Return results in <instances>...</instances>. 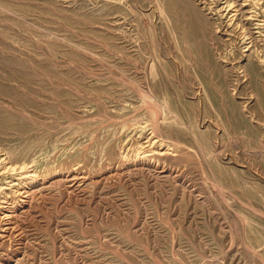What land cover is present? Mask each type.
I'll use <instances>...</instances> for the list:
<instances>
[{
    "label": "rangeland",
    "instance_id": "obj_1",
    "mask_svg": "<svg viewBox=\"0 0 264 264\" xmlns=\"http://www.w3.org/2000/svg\"><path fill=\"white\" fill-rule=\"evenodd\" d=\"M120 1L0 0V123L22 131L0 148L41 175L0 179V264H264V62L248 100L218 61L264 60V0H231L248 39L229 13L198 34L197 0Z\"/></svg>",
    "mask_w": 264,
    "mask_h": 264
},
{
    "label": "bare ground",
    "instance_id": "obj_2",
    "mask_svg": "<svg viewBox=\"0 0 264 264\" xmlns=\"http://www.w3.org/2000/svg\"><path fill=\"white\" fill-rule=\"evenodd\" d=\"M249 1L250 0H242L241 1L242 4H240V6H242V7L246 6V8H248L247 5L249 4ZM197 2L202 7L201 8L202 11L200 10L198 12H196V11L193 12V14H194L193 15L194 16L193 20L194 21L197 20V22H198V23L195 22L196 25L194 23L193 26H194L195 31L198 34H200V35L204 34V30L205 29L203 28V26L206 24V21H207L206 17H210L211 18V17L215 16V14L218 15V16H224L226 13H229V15L227 14V16H224V17H227L226 18V20H227L226 21V25L234 26L233 28L241 29L242 26L240 27L239 24H238L239 23L238 14L240 12V9H239L240 6L237 7L235 5V1H231V0H213L211 4H209V3L207 4L206 2H202V0H197ZM118 3H121V1L118 2ZM212 4H213V7L211 6ZM157 10L160 13L159 16H162V8H161L160 5H157ZM247 12L249 14V18H247V19H251V16L253 15L252 14L253 11L249 10ZM243 27L241 29V34L243 35V37H246V39H248L247 38L248 32ZM227 31H229V30H227ZM220 32L221 31H220L219 28L214 30L215 34L220 33ZM235 35H236V33H235ZM251 47L252 46L248 45L245 50L239 51L240 54H241V57L239 58V61L236 64H234V65H232V63H231V58L233 56L232 51L228 52L225 55H223V54L218 55V61L221 62V64L230 63V65L232 66V68H231L232 72L231 73L233 74V78L234 79L231 82H233L234 84L235 83L239 84L241 82L242 83L248 82L249 84H252L254 86V88L252 90V93H251V97L248 100H250V99L263 100V98H262V95H263L262 94V92H263V89H262L263 80H262V76H261V72H260V68H259L260 66L259 65H260V63H263L264 60H263V57L259 56L256 53V51L251 49ZM245 51H247V52H245ZM242 58L247 60V63H248L247 65H243V61L242 60H244V59H242ZM236 90H237V88H234L233 92L235 93ZM235 94H233V95H235ZM245 104H246V102L242 103L243 109L246 108ZM13 132L16 133V134L22 133V131L19 130V129L11 128V130H7L5 123H0V139H1V137L10 136V134L13 133ZM155 143L156 142H154L153 144H155ZM20 155L21 154L19 152H17L16 150H14V149H7L6 150V149H1L0 148V179H1V181L3 180L4 182H6V186L8 187V189L16 190L15 193H17V195L30 194L29 192L31 190H29V189H31L32 186L36 185L37 182L39 181V179H41L40 178V176H41L40 175V171L37 170L35 165H28L26 163L27 160H23L22 161L19 158ZM3 187H4L3 184H1V182H0V191L3 190V189L4 190H8V189L3 188ZM21 189H23V192H20ZM8 199H9V197H8ZM6 204H8V202H6ZM7 216H4V217H7ZM7 221H8V219H7ZM7 224H9V223H7Z\"/></svg>",
    "mask_w": 264,
    "mask_h": 264
}]
</instances>
